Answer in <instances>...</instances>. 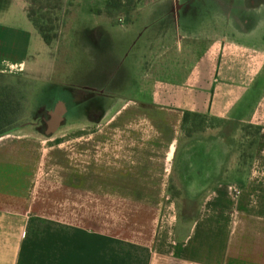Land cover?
Instances as JSON below:
<instances>
[{"label":"crops","instance_id":"obj_1","mask_svg":"<svg viewBox=\"0 0 264 264\" xmlns=\"http://www.w3.org/2000/svg\"><path fill=\"white\" fill-rule=\"evenodd\" d=\"M114 28L143 34L142 97L120 103L113 80L98 97L70 90L52 135L0 136V264H264V0H148L132 22L100 23L97 42ZM14 49L0 39V70L26 68ZM222 123L260 129L246 172ZM40 221L58 228L26 250Z\"/></svg>","mask_w":264,"mask_h":264},{"label":"rangeland","instance_id":"obj_2","mask_svg":"<svg viewBox=\"0 0 264 264\" xmlns=\"http://www.w3.org/2000/svg\"><path fill=\"white\" fill-rule=\"evenodd\" d=\"M110 1L0 0V28L5 29V32L0 30V34H3V37H0L2 47L8 49L15 47L13 51L15 55L27 54L26 68L22 65L21 71L9 72L6 65L0 70V95L12 102L9 116L11 124L8 125V131L17 129L22 132L38 133L40 137L48 135L51 131L49 135H52L55 132L48 128L47 122L52 114L60 111L50 107L56 97L69 106L68 91L70 90L78 93L82 91L83 94L91 95L92 98L98 97L101 96L100 89L105 91L104 95L110 94L113 80L114 86L116 83L119 86L113 96L120 103L142 97L138 94V89L143 85V70L141 66L133 64V60L137 61L140 54L138 51L141 52L143 45L142 32L137 35L135 30L138 25L131 30L114 28L112 31H107L112 36L110 39H113L115 48H112V39L108 40L109 36L108 39L104 36L98 43L95 30L102 22L115 24L134 21L138 15V7L148 0H114L119 3L116 7L109 6ZM27 11L30 12L32 20L41 31L40 33L37 27H34L36 32L32 37L29 34L30 23L26 17ZM42 34L49 42L45 43L49 49L43 43ZM101 49L104 53L107 52V55L101 52ZM132 76L135 93L131 89ZM81 109L76 112L73 123H77L78 119L83 117L84 109ZM89 113L88 117L92 119L96 113L93 105ZM59 118L63 119L61 115ZM196 120L203 121V119ZM203 124L207 125L205 122ZM221 125L234 136L235 141L232 142V147L240 156L238 168L241 172H246L252 162L253 147L257 150L258 128L229 123ZM65 133L78 134L80 131L69 132L68 129L64 131V128L60 127L55 135ZM259 134H261L260 131ZM262 135L264 136V133ZM45 145H54V150L59 153L62 146H68V144L53 141L45 142ZM261 146L264 147L263 142ZM188 198L184 196L178 208L180 217L184 219H192L196 214V205L188 201ZM48 203L46 192H40L41 218L49 216ZM58 209L61 211V207ZM57 228L56 224L46 221L37 222L33 224V227L28 225V229H24V236H28L26 233L30 234L33 229L38 238L25 237L24 242L31 243L29 246L26 245L28 247L26 250H47L48 231L53 232Z\"/></svg>","mask_w":264,"mask_h":264},{"label":"trees","instance_id":"obj_3","mask_svg":"<svg viewBox=\"0 0 264 264\" xmlns=\"http://www.w3.org/2000/svg\"><path fill=\"white\" fill-rule=\"evenodd\" d=\"M109 6L116 7L119 5V3L114 2V0H111L108 4ZM27 18L30 20V22L33 24L34 27H37V25L34 23L32 20V15L30 14L29 11H27ZM37 30L41 33L40 28L37 27ZM42 38L45 43H49L47 39L42 34ZM11 100L8 98L2 97L0 95V136L5 134L9 127L8 125L11 124V121L9 120L10 112H11ZM258 132V130H257Z\"/></svg>","mask_w":264,"mask_h":264},{"label":"built area","instance_id":"obj_4","mask_svg":"<svg viewBox=\"0 0 264 264\" xmlns=\"http://www.w3.org/2000/svg\"><path fill=\"white\" fill-rule=\"evenodd\" d=\"M6 69L9 70V72H18L22 70L21 64H8L6 65Z\"/></svg>","mask_w":264,"mask_h":264},{"label":"bare ground","instance_id":"obj_5","mask_svg":"<svg viewBox=\"0 0 264 264\" xmlns=\"http://www.w3.org/2000/svg\"><path fill=\"white\" fill-rule=\"evenodd\" d=\"M59 114H60V112H57V113L51 115L52 120L55 124H57L59 122V117H58Z\"/></svg>","mask_w":264,"mask_h":264}]
</instances>
